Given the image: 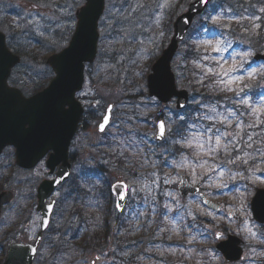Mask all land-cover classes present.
Masks as SVG:
<instances>
[{"label": "rangeland", "instance_id": "374dc122", "mask_svg": "<svg viewBox=\"0 0 264 264\" xmlns=\"http://www.w3.org/2000/svg\"><path fill=\"white\" fill-rule=\"evenodd\" d=\"M59 1L0 0V30L16 38L21 33L44 37L48 28L50 33V28L55 29V24H64L66 21L70 24L67 12L73 17V31L75 10L84 2ZM185 1H105V10L98 25L97 56L91 64L86 65L83 89L77 93L85 108V115L87 114L84 123L86 129L78 131L70 145V153L73 155L72 176L53 195L58 201V207L34 264H51L50 239L58 231L66 232L70 237L78 227L75 225L76 218L83 219L85 229L93 234L99 229L97 221L102 215L105 214V218H111L109 220L112 221L118 213L121 217L131 219L128 227L130 235L147 242L145 253H128L133 255L131 258L122 253L121 258H113L111 254H114V241L108 235L102 250H82L77 253L79 248H76V245L81 240H78L77 244L67 243L68 251L77 256L62 260L60 264H224L221 255L214 251L215 244L220 240L215 237L216 233L222 234L223 238L227 233H233L245 240L242 259L231 264H264V229H258L259 225L252 218L249 204L255 190L264 188V111L260 113L259 120L250 114L249 108L246 110L249 117L239 115L245 114V106L236 103L234 93H223L218 88H213L211 85L214 77H206L204 81L211 89L226 96L215 99L213 95V99L204 101L198 92L195 94V90L199 91L198 88H195L193 94L190 93V84L177 65L185 51L186 44L183 43L173 61L172 69L176 75L177 87L187 89L190 93L187 108L178 111L174 99L162 104L147 95L146 76L170 37L169 35L165 40L164 24L170 12L172 14L175 11L176 15L185 9ZM254 8L255 17H260L261 7L254 5ZM109 12L112 13L111 17ZM6 15L16 32L9 30ZM205 16L206 14L202 15L203 20ZM251 20L247 19L245 22L229 16L211 33L218 34V38L231 45L227 51L221 53H212L211 49H207L212 56L227 60L225 67L231 65V56L235 53H251L246 57L244 68L237 72V75H244L249 67L264 71V62L253 59L255 53H264V26L255 28L257 20ZM37 24L40 26L39 30H35ZM211 34L191 38L189 44L193 45L194 40L209 39ZM6 37L15 42L9 34ZM47 43L46 45H51L49 40ZM58 43L59 41L55 45ZM198 52L201 56L205 55L204 49ZM48 55L49 53L44 55L41 52L40 59H37L38 56L21 58L22 65L16 69L14 81L18 85L22 84L26 95L32 92L30 84L34 77L36 80L45 75L49 80L52 76L51 70L44 64ZM237 61H240L239 57ZM201 62L214 66L211 60ZM193 65L199 69L201 80L203 69L195 63ZM25 72L28 76L25 81L28 84L31 82L29 85L22 83L21 78ZM245 82L249 85V88L245 89L248 93L245 98L249 99L253 107L264 109V78ZM110 102L115 104L111 121L103 133H98L96 125L99 116ZM206 105H216L218 112L224 115H227L226 109H235L238 113L236 118L229 117L230 124L216 123L215 127L228 134L222 137V145L228 141L232 143L227 152L222 148L214 159L207 156L197 157L193 150L174 143L180 139L178 133L186 134V129L182 131L187 125L184 120L189 119L188 125L193 122L209 124L208 121L199 120L206 111ZM190 108L194 111L191 112ZM160 116L164 119L166 127L171 128V132L166 133L165 139L157 143L153 135L155 122ZM240 120L244 122L243 126L237 128L236 124ZM257 124L258 128L255 129ZM249 136L252 137L251 140L248 139ZM244 145L261 147L258 153L262 157H245L247 149ZM232 153H239L242 157L233 158ZM182 154L193 162L207 160V165L197 167L194 173L189 167L176 168L173 161H179ZM249 159L256 160L252 166L254 169L244 163ZM230 160L234 163H230ZM241 161L243 162L239 164ZM234 165L236 168H233ZM240 166L246 171L240 170ZM180 175L187 176L193 184L199 186L204 195L220 204L221 210L207 209L199 194L180 197L177 191ZM45 177L47 170L44 161L29 171H23L15 165L14 149L8 147L3 151L0 156V191L9 189L14 196L12 202L3 208L0 217V247L7 246L12 239L31 240L35 236L40 220L35 210V189L38 182ZM117 181L126 185V202L121 211L115 207L114 196L109 194V186ZM108 206L109 209L106 210ZM70 211L72 214L68 215ZM199 217H206L207 222L198 223ZM157 218H161L162 226L156 224ZM110 229L116 232L113 224ZM12 230L11 235L4 236L6 231ZM164 233L168 238L165 244L161 240ZM177 249L181 255L187 256L188 262L176 258L179 257ZM166 251L167 254L174 253L176 256L168 260ZM3 256L2 249L0 263ZM204 258L208 261H204Z\"/></svg>", "mask_w": 264, "mask_h": 264}, {"label": "water", "instance_id": "95a60500", "mask_svg": "<svg viewBox=\"0 0 264 264\" xmlns=\"http://www.w3.org/2000/svg\"><path fill=\"white\" fill-rule=\"evenodd\" d=\"M209 2L206 5L196 4L193 7L195 3L193 0L185 11L175 17L169 42L153 62L147 75L148 96L155 97L161 103H167L175 97L176 108L185 107L188 92L185 89H177L171 61L193 20L204 11ZM104 3L105 0H91L87 30L83 28L80 18L83 5L75 10V27L67 45L45 59V65L53 72L52 78L42 90L30 96H24L20 89L8 84L11 69L20 62V58L8 49L5 35L0 31V153L6 145H12L15 148L16 164L21 168L29 169L49 152L46 160L49 172H53L58 165L55 178L43 180L37 187L36 208L41 214V220L47 221V224L42 225L40 221V230L33 244H10L2 264H32L35 254L30 252L29 248L37 249L42 233L49 225L54 204V202L46 203V199L56 186L69 176L68 147L83 113L81 103L75 94L82 88L85 64L91 63L97 54L98 20L104 11ZM187 17H191V23L185 24L184 20ZM254 59L264 61V54H256ZM108 106L113 107L112 104ZM102 118L97 125L99 132L101 131L98 126ZM159 121L163 120L159 119L157 124ZM157 124L154 139L161 141L162 139L157 138ZM62 173L63 178H61ZM56 180H60V183H56ZM118 183L125 185L117 182L112 185L111 191L116 197V204L119 202L122 206L125 199L121 201L115 191ZM177 188L181 197L199 191L197 186L191 184L182 175ZM121 191L125 190L122 188ZM12 197V193L8 190L0 192V213L3 204L11 201ZM201 200L207 208L214 210L220 208L203 194ZM250 206L253 218L259 223H264V189L256 190ZM242 244L237 236L228 235L227 239L220 241L216 247L221 251L225 262H229L241 257Z\"/></svg>", "mask_w": 264, "mask_h": 264}, {"label": "trees", "instance_id": "16d2710c", "mask_svg": "<svg viewBox=\"0 0 264 264\" xmlns=\"http://www.w3.org/2000/svg\"><path fill=\"white\" fill-rule=\"evenodd\" d=\"M33 1V0H32ZM37 1H45V0H37ZM59 1V0H58ZM63 1V0H61ZM59 1V2H61ZM187 1V0H186ZM185 1V5H187L188 1ZM254 5H256L257 7H261L264 8V0H214L211 4L209 9L204 13L206 14L205 16V20H203L202 17H198L196 19V21L194 22L193 26L191 27V29L189 30L186 39L184 40L183 44H186L185 47V51L184 53L181 55L179 61L177 62V65L180 66V68L182 69V73L186 76V80L188 81V83L190 84V86L188 87L190 93L193 94V91L195 90V88H198L199 91L195 90V94L196 92H198L197 94L200 96L201 99H203L204 101H209V99H213L212 96L216 99V98H221L222 96H226V94L222 95L223 93H219L214 89H211L207 84L206 81H204L203 83L200 84V71L199 69H196L193 65V61L197 60L200 55V53L195 50V46L192 44H189V40L191 38H195L198 36H205V35H209L213 32L216 31V26H213L212 23L208 20H206V17L209 15H218V14H223V16L226 17H255V12L256 9L254 8ZM12 14V13H11ZM250 14V15H249ZM17 14H13V16H16ZM175 15V11L170 12L165 24H164V32L166 33V38L165 40L169 37V35L171 34V23L173 20V16ZM260 15V20H257V23L260 24L261 26H264V13H262L261 11L259 12ZM66 16H68V18H70V24L69 22H64V24H55L54 28H50L49 31H52L51 33L48 32V29L45 31V36L44 37H40L37 34L35 35H27V34H18V37L16 38L14 35L10 34V33H6V35H10L15 39V42L13 43L10 40V37L7 40V46L15 53L18 54L21 58H28L30 56L32 57H37V59H40V54L41 52L44 53V55L46 53H51L54 52L58 49H60L62 46L65 45V43L68 41L71 33H72V23H73V17L70 13L67 14L66 12ZM65 16V17H66ZM65 17H63V19H65ZM6 22L8 23L9 26V30L12 32H16L13 30V26L9 23L10 18L6 15ZM242 21H245L247 19H240ZM65 21V20H64ZM251 22H255V20H251ZM207 28L209 30L208 33H206L204 31V29ZM225 28V27H224ZM7 38V37H6ZM20 39V40H19ZM47 40H49L51 42V45L48 46L46 44ZM59 43L57 45L56 42ZM41 50V52H40ZM261 51V50H260ZM40 52V53H39ZM39 54V55H38ZM21 65H18V67L21 68ZM14 68L13 74L10 77L9 81L12 85H17L22 89V84L18 85L14 80L15 78V74L17 75V68ZM22 83L25 85H29L25 80H28V76L25 72V74L22 76ZM48 80L47 77H45V75H43L40 79L37 78L35 80V77L32 79V83L30 84V87L32 88V92L38 91L39 89H41L45 84L46 81ZM114 103V102H113ZM195 107V106H194ZM197 108V106L195 107V109ZM190 111L193 112L194 110H192L190 108ZM194 115V114H193ZM186 122V124L188 125V120H184ZM191 121V119H190ZM185 125L182 128V131H184L186 129ZM242 151V150H241ZM242 157L241 154L237 153H232L231 157ZM245 157H262V155L260 153H258L257 151H253L251 149H248L245 153ZM264 158V157H263ZM254 161H256L255 159L253 160H248L246 165L247 167H251L250 169H254L253 163ZM243 161L239 162L242 163ZM236 166V165H235ZM236 168V167H235ZM240 170L244 171L245 168L240 166ZM246 171V170H245ZM119 217H116L113 221H110L109 219H104L103 217H100L101 219L99 221H97V225H99V229L94 231L93 234L89 233L87 230L85 229V225L83 222H81L82 220H79L78 222V227H77V231H75L72 236H77L80 231H82L81 234V241L78 245H76L77 249V253H81L82 250H91V249H104V246L106 244V239L107 236L110 235L113 238L114 241V247H113V258H121L122 253L128 254V253H134V254H139L141 255V253L146 252L144 250L147 249V242L141 241V239L139 238H133L130 235V231L128 230V227H130V220H127L128 218H121L120 215H118ZM119 218V219H118ZM161 218H157V222L156 224L158 226L161 225ZM198 223H203V222H207L206 218H202L199 217L198 219ZM114 225V227L116 228V232L110 229V225ZM162 226V225H161ZM110 229V232H109ZM121 231L123 234H121ZM165 233H167L165 231ZM168 235V234H167ZM62 237H64V233L61 234ZM166 235L163 234V238ZM65 238V237H64ZM70 242L69 240L62 239V243H61V247L60 249L55 252L51 258H50V262L51 264H60L62 263L61 261H65L67 260L66 258L68 257H73L75 258L77 255H73L72 252L70 253L67 249V246L65 247L66 243ZM83 242V243H82ZM75 244H77L78 242H74ZM72 244V243H71ZM69 244V245H71ZM132 253V254H133ZM133 254V255H134ZM132 255V256H133ZM137 255V256H139ZM128 258L131 256V254L126 255ZM167 258L168 259H172V255H168L167 254ZM179 260H182L184 262H188L187 256L185 257V255H180Z\"/></svg>", "mask_w": 264, "mask_h": 264}, {"label": "snow or ice", "instance_id": "6c2138e0", "mask_svg": "<svg viewBox=\"0 0 264 264\" xmlns=\"http://www.w3.org/2000/svg\"><path fill=\"white\" fill-rule=\"evenodd\" d=\"M209 0H195L193 7L196 4H207ZM91 8V0H84L83 7L80 12L81 24L85 30L88 27V20H89V11ZM260 11L264 13V8H261ZM37 15H39L37 13ZM112 13L109 12V17H111ZM225 17L223 14L218 15H209L206 17V20L210 21L213 26L219 25L220 22ZM235 19H253V20H260V17H231ZM107 19V18H106ZM185 24L191 23V17H187L184 20ZM39 24H37L35 30H39ZM255 28H259L260 24H255ZM206 33L209 32L207 28L204 29ZM193 45L199 51L200 49L205 50V55L199 56L197 60L193 61L197 67L203 69V74L201 76L200 83L204 82L206 77H214L212 81V87L218 88L220 92L228 93L232 92L235 94L234 99L237 104L245 106L251 110L250 114L255 115L256 119L259 120L260 113L264 111L262 108L253 107L249 101L245 97L248 95L245 92V89L249 88V85L245 82L246 80L252 79H261L264 78V71H259L256 68L249 67L244 75H237L236 73L239 72L241 69L244 68V63L246 57L251 55L250 52H237L231 56V65L229 67H225L228 64L227 60H224L223 57H216L212 56L210 53L207 52V49H211L212 53H221L228 50L231 46L230 43L226 44L222 39L218 38V34H211V38L209 39H202V40H194L192 41ZM223 45V47H222ZM237 57L240 58V61H237ZM211 60L214 66H209L206 63H202L201 61H208ZM142 74V71H141ZM244 95H241V94ZM264 99V97H262ZM99 103V101H97ZM206 111L203 116L199 118L200 121H208L209 124L205 125L202 122H193L191 125L186 126V134L184 132L178 133L180 135V139L174 141L176 144H180L182 148L191 149L194 152V155L197 157L200 156H207L210 158H215V156L223 150L227 152L229 145L232 141H228L222 145V137H226L228 134L226 132L222 133L219 128L215 127L216 123L219 122L220 124H230L231 120L229 117L236 118L238 113L235 109L227 110V115H224L217 110L216 105H206L204 106ZM112 106H108L105 110V115L102 118V122L99 124V130L103 132L109 122V116L111 113ZM239 115H243V113H239ZM243 121L240 120L236 124L237 128H241L243 126ZM252 127L253 125H248ZM157 138L158 139H165L166 133L171 132L170 127H166L164 121H159L157 124ZM235 139V137L233 138ZM249 140L252 139L251 136L248 137ZM251 147V145H249ZM236 159H240L239 156ZM230 163H234V161H229ZM244 163H247L245 160ZM173 165L176 168L183 169L185 167L191 168L193 173L197 167H204L207 165V160L196 161L193 162L190 160L186 155H181V159L179 161H173ZM209 171L215 172V169H208ZM39 175V173H37ZM63 173L61 174V178H63ZM223 175V173H221ZM56 183H60V180H56ZM168 181L166 180L165 183ZM125 191L122 192L121 189ZM116 194L120 197V200L125 199L126 194V185L117 184L115 186ZM117 208L121 207V204L117 202ZM167 208V205H165ZM51 208V205H49ZM42 225H46L47 221L41 220ZM222 234H217V239H222ZM29 251L34 253L37 251L36 249L29 248Z\"/></svg>", "mask_w": 264, "mask_h": 264}, {"label": "flooded vegetation", "instance_id": "af4514ba", "mask_svg": "<svg viewBox=\"0 0 264 264\" xmlns=\"http://www.w3.org/2000/svg\"><path fill=\"white\" fill-rule=\"evenodd\" d=\"M83 129H86V128L83 127ZM59 187H60V186H59ZM59 187H58V188H59ZM58 188L56 189V191L58 190ZM56 191H55V192H56ZM55 192H54V193H55ZM53 195H54V194H53ZM27 226H28V225H26V227H27ZM6 235H7V233L5 232L4 236H6ZM24 239H26V238H24ZM50 242H51V241H50ZM50 242H49V244H50ZM2 249H3V248L0 247V250H1V251H2ZM49 251H50V253H51V247H50V246H49ZM52 253H54V252L52 251ZM52 253H51V254H52Z\"/></svg>", "mask_w": 264, "mask_h": 264}]
</instances>
